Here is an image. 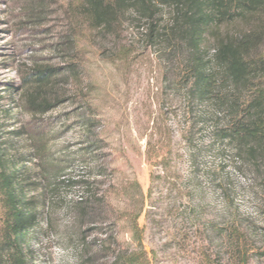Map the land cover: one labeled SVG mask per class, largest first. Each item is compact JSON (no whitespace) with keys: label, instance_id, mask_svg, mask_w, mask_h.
Wrapping results in <instances>:
<instances>
[{"label":"rangeland","instance_id":"obj_1","mask_svg":"<svg viewBox=\"0 0 264 264\" xmlns=\"http://www.w3.org/2000/svg\"><path fill=\"white\" fill-rule=\"evenodd\" d=\"M85 3L0 0V89L11 90L0 105L15 108L7 131H27L32 173L48 185L34 191L45 208L32 264H110L140 251L136 218L148 264H264V163L213 140L225 114L193 98L174 7H155L152 37L131 4L95 27ZM246 23L210 33V55L216 33ZM40 69L52 76L38 86ZM27 88L56 105L30 112Z\"/></svg>","mask_w":264,"mask_h":264},{"label":"trees","instance_id":"obj_2","mask_svg":"<svg viewBox=\"0 0 264 264\" xmlns=\"http://www.w3.org/2000/svg\"><path fill=\"white\" fill-rule=\"evenodd\" d=\"M126 4H131L149 21L152 37L155 35V7H174L172 26L188 47L186 69L193 98L200 103L213 101L220 107V113L225 114L224 121L211 131L213 140L226 141L236 156L247 158L253 165H262L264 83L260 80L264 77V0H86L85 3L95 27L111 25ZM242 19L247 21L244 30L216 33L215 52L210 55L205 47L208 35L221 31L230 21ZM50 76L49 69H40L35 72L34 81L40 86ZM1 92L11 90L4 88ZM3 98L0 97V103ZM22 100L28 110L36 114L45 113L56 105L53 98L43 96L36 88L24 90ZM14 110L10 105L7 108L0 105V264H32L30 242L41 227L45 208L34 191L41 188L46 191L48 185L38 180L43 173H32L29 140L22 139L27 131L21 128L7 131ZM200 133V129L195 128L191 138L196 139ZM76 183L85 188L91 185L83 180ZM136 219L132 230L140 251L122 252L110 264L149 263ZM108 236L106 234L104 241L113 247Z\"/></svg>","mask_w":264,"mask_h":264}]
</instances>
